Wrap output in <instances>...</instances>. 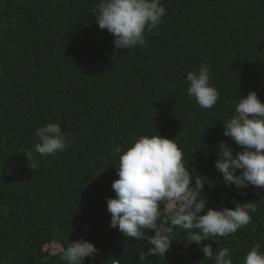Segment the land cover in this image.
<instances>
[{
	"label": "trees",
	"instance_id": "obj_1",
	"mask_svg": "<svg viewBox=\"0 0 264 264\" xmlns=\"http://www.w3.org/2000/svg\"><path fill=\"white\" fill-rule=\"evenodd\" d=\"M49 1L0 0V264H64L62 251L81 238L99 250L94 264H214L180 228L159 257L141 256L146 241L110 226L119 163L111 151L158 134L174 139L191 175L205 182L208 207L257 204L251 223L202 242L214 255L234 249L233 264H243L252 246L264 245V189L225 186L214 161L221 141L240 150L224 135L240 96L254 90L264 101V0H161L162 24L146 33V47L131 50L115 49L99 28V0ZM202 62L220 94L211 109L187 94L186 75ZM49 122L74 143L30 170L26 153L37 154L34 133ZM43 239L63 248L40 251Z\"/></svg>",
	"mask_w": 264,
	"mask_h": 264
},
{
	"label": "clouds",
	"instance_id": "obj_2",
	"mask_svg": "<svg viewBox=\"0 0 264 264\" xmlns=\"http://www.w3.org/2000/svg\"><path fill=\"white\" fill-rule=\"evenodd\" d=\"M53 0H50L51 2ZM92 14L99 28L113 36L114 48L131 50L146 47V33L158 29L166 15L161 0H99ZM211 65L202 62L186 75L187 94L203 109L213 108L220 98L219 91L210 83ZM10 85L5 93L13 96ZM35 156L26 153L30 170L40 166L39 157L62 153L74 143V138L64 132L59 123L49 122L36 129ZM224 135L239 146L238 152L221 141L217 146L215 168L221 173L225 186L237 190L249 186L264 189V101L254 90L240 96L235 115L224 122ZM119 155L117 176L112 183L114 197L107 198L110 226L118 228L124 237L147 242V251L141 256L165 257L171 250L174 229L186 233L187 244L201 245L205 258L214 264H233L234 249L224 247L214 255L211 244H202L213 237H227L252 221L257 204L252 200L235 207L210 208L208 198L202 194L205 182L193 177L185 166L184 154L174 139L161 134L142 135L131 145H117L111 151ZM241 194H243L241 192ZM223 202L227 201L223 197ZM154 230V234H149ZM53 244L60 249L52 250ZM262 242H257L243 258V264H264ZM59 241L43 239L39 249L43 252L61 251ZM94 243L77 239L62 251L64 264H85L88 258L94 264L98 253ZM119 264V263H114Z\"/></svg>",
	"mask_w": 264,
	"mask_h": 264
},
{
	"label": "rangeland",
	"instance_id": "obj_3",
	"mask_svg": "<svg viewBox=\"0 0 264 264\" xmlns=\"http://www.w3.org/2000/svg\"><path fill=\"white\" fill-rule=\"evenodd\" d=\"M223 197L225 198L226 195L224 194ZM59 249H60V246H58V244H53V246H52V250H53V251H57V250H59Z\"/></svg>",
	"mask_w": 264,
	"mask_h": 264
}]
</instances>
